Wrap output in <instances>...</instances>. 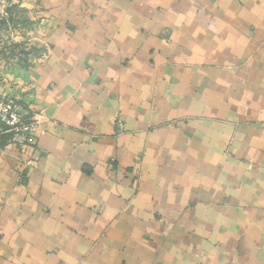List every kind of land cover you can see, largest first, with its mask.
Masks as SVG:
<instances>
[{"label": "crops", "instance_id": "obj_1", "mask_svg": "<svg viewBox=\"0 0 264 264\" xmlns=\"http://www.w3.org/2000/svg\"><path fill=\"white\" fill-rule=\"evenodd\" d=\"M13 11L0 99L39 127L0 135V264H264V0Z\"/></svg>", "mask_w": 264, "mask_h": 264}, {"label": "built area", "instance_id": "obj_2", "mask_svg": "<svg viewBox=\"0 0 264 264\" xmlns=\"http://www.w3.org/2000/svg\"><path fill=\"white\" fill-rule=\"evenodd\" d=\"M24 0H0V25L12 29L10 9L18 7ZM35 109L20 107L14 99H0V135L7 134L8 141L20 146L33 143L38 131Z\"/></svg>", "mask_w": 264, "mask_h": 264}, {"label": "trees", "instance_id": "obj_3", "mask_svg": "<svg viewBox=\"0 0 264 264\" xmlns=\"http://www.w3.org/2000/svg\"><path fill=\"white\" fill-rule=\"evenodd\" d=\"M13 10H14V7L10 9L11 15H12V13L14 14V11Z\"/></svg>", "mask_w": 264, "mask_h": 264}]
</instances>
